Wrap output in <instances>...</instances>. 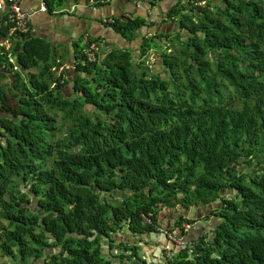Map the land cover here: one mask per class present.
I'll return each instance as SVG.
<instances>
[{
  "label": "trees",
  "instance_id": "obj_1",
  "mask_svg": "<svg viewBox=\"0 0 264 264\" xmlns=\"http://www.w3.org/2000/svg\"><path fill=\"white\" fill-rule=\"evenodd\" d=\"M44 1L53 12L67 0ZM212 1L176 0L161 19L171 30L142 36L157 23L111 17L108 26L129 42L140 36L138 46L75 40L70 79L66 48L31 32L13 40L17 69L0 54L2 255L155 264L113 234L173 231L160 224L162 207L203 203L204 218H216L211 231L171 244L156 264H264V0ZM117 191L126 195L110 201ZM195 219L181 215L175 227Z\"/></svg>",
  "mask_w": 264,
  "mask_h": 264
},
{
  "label": "crops",
  "instance_id": "obj_2",
  "mask_svg": "<svg viewBox=\"0 0 264 264\" xmlns=\"http://www.w3.org/2000/svg\"><path fill=\"white\" fill-rule=\"evenodd\" d=\"M41 0H20L21 6L28 10L29 8H37ZM176 0H159L152 4L150 0H67L61 9L53 12L38 11L32 17L33 32L47 41L52 46L58 48L61 52L64 48L67 50V62L69 68H66V76L73 78L76 74L73 62V53L75 51L74 41L81 39L84 43L87 37H99L97 42L107 43V47L114 45L129 46L136 48L140 42V36L152 32L155 28L162 29L160 22L164 17L166 10ZM142 16L149 21L156 22V25L150 28L144 26L139 30V35L133 41H126L115 30L106 23L111 17L124 16ZM171 27V26H170ZM168 31V25H166ZM32 32V33H33ZM105 49V48H103ZM99 52V51H98ZM102 55V54H101ZM11 78V74H9ZM120 192L121 191H117ZM116 193V192H114ZM113 193V195H114ZM123 193V192H122ZM121 195V194H120ZM122 196L119 197V199ZM118 199V200H119ZM172 212L166 213L165 217L160 219V224L177 232L175 220L178 215H186L187 217L198 218L201 214V207L194 205L183 206L181 204ZM203 224V220L201 221ZM192 229L186 237L196 236L201 233L200 226ZM207 230V228H204ZM125 231L126 233H122ZM122 231L114 233V238L125 241L122 236L131 237L128 239L130 243H139L140 253L152 259H159L164 244L163 234L159 232H146L142 234H133L125 226ZM205 231V230H203ZM40 259V258H39Z\"/></svg>",
  "mask_w": 264,
  "mask_h": 264
},
{
  "label": "built area",
  "instance_id": "obj_3",
  "mask_svg": "<svg viewBox=\"0 0 264 264\" xmlns=\"http://www.w3.org/2000/svg\"><path fill=\"white\" fill-rule=\"evenodd\" d=\"M38 11H47L44 0L39 2L37 8H29L28 10L21 6L20 0H0V17H3V22L8 26L7 34L0 39V54L6 57L12 64L13 69H17L19 66L12 50L13 40L19 34L33 32L32 17ZM94 49L95 43L91 42L85 50L88 60H94L96 58ZM150 65L151 64H149V66ZM144 220L149 221L146 217H144ZM195 222V220L181 221L180 225L177 227L178 231L176 233L168 229H163L162 227H157V229L163 231L166 236V242L160 255V258H162L160 260L161 262L166 261L173 255L171 244L179 246H189L191 244L192 239L186 237V233L194 227Z\"/></svg>",
  "mask_w": 264,
  "mask_h": 264
},
{
  "label": "rangeland",
  "instance_id": "obj_4",
  "mask_svg": "<svg viewBox=\"0 0 264 264\" xmlns=\"http://www.w3.org/2000/svg\"><path fill=\"white\" fill-rule=\"evenodd\" d=\"M184 1H186V0H184ZM203 2L204 1H202V2H199V4H203ZM212 2H218V0H213ZM158 22H160V24H161V27H162V29L160 30V31H164V30H166V25H168V31H170L171 30V27L170 26H172V23H171V21H167V22H162V21H158ZM84 43H83V41H81V43L78 45V47H80V46H82ZM163 46H164V44H163ZM162 46V47H163ZM134 49V48H133ZM160 50V47L159 46H157V47H155V49H152L149 53H148V56H147V58H146V63H147V65H149V64H154V60H155V54L153 53L154 51L156 52H158ZM137 53H138V51H136V53H135V55H137ZM64 67H65V69L66 68H69V65H68V62H65L64 63ZM69 79H70V77H68ZM5 80V79H4ZM63 91L65 92V94L66 95H71L72 93H73V91H74V89H73V85H72V82H70V81H68L67 83H66V85L64 86V88H63ZM86 109H87V111H91L92 110V106H86ZM242 167H244V169L245 170H248L249 168H252V167H250L247 163H243V164H241V166H238V168H242ZM253 167H256V164H254L253 165ZM121 194V195H120ZM120 194H119V192H116V193H114V195H108V199L110 200V201H112V202H116V201H118V199H119V197L120 196H125L126 194L125 193H122V192H120ZM220 203H215V206H218ZM34 204L32 203V206H33ZM178 204H176L175 206H173V207H171V209H176L178 206H177ZM199 205H202V203H200ZM195 207H196V205H194ZM202 207V206H201ZM169 207H162L161 209H160V211H159V218L161 219V218H163V217H165V214L166 213H169L171 210H169L168 209ZM168 211V212H167ZM208 211V210H207ZM203 214H208V212H203V213H201V215L199 216V217H201V219L202 218H204L203 217ZM206 216V215H205ZM198 217V218H199ZM204 222H203V224L200 226V229H202L201 230V232H203V230H205V231H208V232H210L211 231V229H212V227H213V224L214 223H216V218H214V217H212V218H204V219H202ZM196 223V222H195ZM204 228H207V230L206 229H204ZM122 233L124 234V233H126L125 231H122ZM127 234V233H126ZM128 235V234H127ZM121 237H123L124 238V240H125V242H127L128 243V239L131 237V235L129 236V238H128V236H122V234H121ZM115 240H116V242L115 243H117V242H120V241H122L121 239H119L118 237L117 238H114ZM103 248V251L104 252H106L107 251V247L106 246H103L102 247ZM142 257H145V258H147V260L148 261H153L155 264L158 262V260L160 261L162 258H160L159 257V259H150V258H148V257H146L145 255H143L142 254ZM0 262L2 263V264H15V260H14V258H12V257H10V256H7V255H2L1 253H0ZM161 262V261H160ZM35 264H44V261H43V259H37L36 261H35Z\"/></svg>",
  "mask_w": 264,
  "mask_h": 264
},
{
  "label": "flooded vegetation",
  "instance_id": "obj_5",
  "mask_svg": "<svg viewBox=\"0 0 264 264\" xmlns=\"http://www.w3.org/2000/svg\"><path fill=\"white\" fill-rule=\"evenodd\" d=\"M150 3H151V0H150ZM199 205H196V207H198ZM202 206V207H201ZM200 207H201V212H200V214L201 213H205V212H208L209 213V211H207L208 209H209V204L207 205V204H203L202 203V205H200ZM169 210H171L170 212H172L173 211V209H171V208H168ZM168 212V211H167ZM182 214H180V215H178V217L179 216H181ZM205 216V214H203V217ZM178 217L176 218V219H174L175 221L178 219ZM213 216H210L209 218H212ZM208 218V219H209ZM200 219H201V217H199V218H196L195 219V221H196V223H195V225H194V227H197L198 225H201V222H200ZM202 219H204V218H202ZM202 219H201V221H202ZM157 232H159V233H164L163 231H161V230H157ZM114 235V234H113ZM164 235V234H163ZM114 237V236H113ZM166 242V241H165ZM165 244V243H164ZM163 249V248H162Z\"/></svg>",
  "mask_w": 264,
  "mask_h": 264
},
{
  "label": "water",
  "instance_id": "obj_6",
  "mask_svg": "<svg viewBox=\"0 0 264 264\" xmlns=\"http://www.w3.org/2000/svg\"><path fill=\"white\" fill-rule=\"evenodd\" d=\"M32 34H35L34 32L32 33ZM120 35V34H119ZM159 207H161V205H158ZM164 208V207H163ZM199 235V234H198ZM189 239H191V238H189Z\"/></svg>",
  "mask_w": 264,
  "mask_h": 264
}]
</instances>
